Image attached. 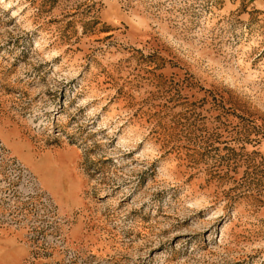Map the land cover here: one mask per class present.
<instances>
[{"label":"rangeland","instance_id":"rangeland-1","mask_svg":"<svg viewBox=\"0 0 264 264\" xmlns=\"http://www.w3.org/2000/svg\"><path fill=\"white\" fill-rule=\"evenodd\" d=\"M0 113L24 264H264V0H0Z\"/></svg>","mask_w":264,"mask_h":264},{"label":"crops","instance_id":"crops-1","mask_svg":"<svg viewBox=\"0 0 264 264\" xmlns=\"http://www.w3.org/2000/svg\"><path fill=\"white\" fill-rule=\"evenodd\" d=\"M0 136L8 145L12 153L16 154L30 166L31 164H36L37 161L27 156L23 150V146L27 145L29 146L28 148L30 151H32L33 148L30 145L31 142L29 138L20 131L16 120L12 119L10 115L4 113H0ZM39 171L41 172V170ZM43 185L52 193V195H54L55 191L48 178L44 179ZM58 196V203L64 206L66 203L63 202L61 195L58 194ZM27 252V243L20 239L19 233L13 231L11 228L0 226V264H24L23 258L26 256ZM35 264L54 263L39 261Z\"/></svg>","mask_w":264,"mask_h":264},{"label":"built area","instance_id":"built-area-1","mask_svg":"<svg viewBox=\"0 0 264 264\" xmlns=\"http://www.w3.org/2000/svg\"><path fill=\"white\" fill-rule=\"evenodd\" d=\"M0 157L4 160H8L13 166H15L14 170L17 171L16 173L17 177L23 175V173L25 172L23 163L17 157H14L12 154L9 153L8 149L4 145V142L1 140V138H0ZM23 170L24 172H21Z\"/></svg>","mask_w":264,"mask_h":264}]
</instances>
